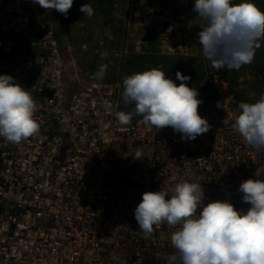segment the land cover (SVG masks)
I'll use <instances>...</instances> for the list:
<instances>
[{
    "label": "built area",
    "instance_id": "built-area-1",
    "mask_svg": "<svg viewBox=\"0 0 264 264\" xmlns=\"http://www.w3.org/2000/svg\"><path fill=\"white\" fill-rule=\"evenodd\" d=\"M193 4L127 5L135 52L153 35L161 56L202 64L211 105L199 114L212 128L183 141L171 127L155 132L141 116L119 126L116 112L128 111L119 106V85L65 75L52 47L33 37L44 8L0 0V75L31 90L40 123L39 133L20 145L0 137V264H166L175 229L163 224L146 238L134 210L144 192L182 179L202 184L205 205L228 200L237 210L251 207L239 185L264 180V154L231 127L238 103L247 102L240 96L245 86L233 87L230 71L204 59ZM256 87L264 94L263 81ZM137 148L145 150L143 159L133 158Z\"/></svg>",
    "mask_w": 264,
    "mask_h": 264
},
{
    "label": "clouds",
    "instance_id": "clouds-1",
    "mask_svg": "<svg viewBox=\"0 0 264 264\" xmlns=\"http://www.w3.org/2000/svg\"><path fill=\"white\" fill-rule=\"evenodd\" d=\"M46 10L67 17L74 0H32ZM80 11L91 17L94 9L83 4ZM191 11L200 31L202 55L216 70H239L253 62L255 51L264 40V10L253 0H194ZM107 65H101L93 78L102 80ZM179 85L162 68L135 72L123 78L122 100L133 105L130 111H117L118 125H130L134 116L159 132L171 127L183 141L195 140L211 130L199 114V92L189 87L190 76L176 72ZM217 108L225 110V101ZM37 103L14 77L0 75V137L20 145L40 131L35 115ZM232 130L255 152L264 154V94L252 102L241 101L234 113ZM137 148L134 159H143ZM247 211L237 210L228 200L203 203L202 184L182 179L172 188L146 191L134 210L139 231L150 237L163 224L171 233L172 254L166 264H264V180L246 179L239 185ZM199 210V211H198ZM126 264V262H125Z\"/></svg>",
    "mask_w": 264,
    "mask_h": 264
},
{
    "label": "rangeland",
    "instance_id": "rangeland-1",
    "mask_svg": "<svg viewBox=\"0 0 264 264\" xmlns=\"http://www.w3.org/2000/svg\"><path fill=\"white\" fill-rule=\"evenodd\" d=\"M129 0H74L73 7L66 17V25L63 24V16L54 10L40 12L41 20L36 22L33 35H37L41 47L46 45L52 47L55 58L60 61V65L65 75L77 76L80 79H93L102 83L118 84L120 89L119 106L121 102V91L123 82L120 76L121 69L126 60L133 57H159L170 59L171 63L168 78L173 79L177 85L180 81L176 79V72L190 76L187 81L189 87H194L202 93L198 99L203 103L198 111H204L211 105V97L207 94L204 81L202 64L193 58H168L158 53L157 41L153 35L148 36L147 48L143 53L135 52L133 48V37L127 23V5ZM239 3L240 0H234ZM264 8V0H253ZM90 3L94 9V15L88 17L80 11L83 4ZM49 11V12H48ZM49 22L48 26L47 23ZM49 32L52 36H49ZM48 37V38H47ZM52 43V44H51ZM261 46L256 49L255 57L251 64L241 67L239 70L230 71L229 78L233 87L241 84L244 87L240 96L247 102L255 101L262 94L256 87L260 80L256 62L260 64L264 72V57L259 56L260 50L264 51V40ZM258 59V61L256 60ZM101 65H107V70L102 80L93 78V74L98 71ZM227 74V73H226ZM253 79V85L249 84ZM242 80L241 83L238 81ZM124 110L130 111L132 107L125 105Z\"/></svg>",
    "mask_w": 264,
    "mask_h": 264
},
{
    "label": "trees",
    "instance_id": "trees-1",
    "mask_svg": "<svg viewBox=\"0 0 264 264\" xmlns=\"http://www.w3.org/2000/svg\"><path fill=\"white\" fill-rule=\"evenodd\" d=\"M71 10V9H70ZM66 17L63 16V23L64 25H66ZM34 38L37 37V35H33ZM261 57H264V51L263 50H260V55ZM258 61V59H256ZM170 63H171V60L170 59H165V58H159V57H145V56H135L133 57V59H129V60H126L122 69H121V72H120V76H121V79H122V82H123V78L125 76H128V75H131L132 73H135V72H143L145 70H149L151 68H157V67H160L162 68L163 71L165 72H168L169 70V66H170ZM261 64V63H260ZM260 64H255L256 66V69L258 71V75H261L260 77V80L264 82V72L261 70L260 67ZM205 81V79H204ZM205 88H206V81H205ZM123 91V89H122ZM122 91H121V94H122ZM121 102H120V107L121 108H124L125 107V104L122 100V95H121ZM130 107H133V105H130Z\"/></svg>",
    "mask_w": 264,
    "mask_h": 264
},
{
    "label": "crops",
    "instance_id": "crops-1",
    "mask_svg": "<svg viewBox=\"0 0 264 264\" xmlns=\"http://www.w3.org/2000/svg\"><path fill=\"white\" fill-rule=\"evenodd\" d=\"M261 10H264V8H261L259 5H258V2L256 3V2H254ZM263 41V40H262ZM227 69V68H226ZM228 70V69H227ZM229 71V70H228ZM230 71H232V70H230Z\"/></svg>",
    "mask_w": 264,
    "mask_h": 264
},
{
    "label": "flooded vegetation",
    "instance_id": "flooded-vegetation-1",
    "mask_svg": "<svg viewBox=\"0 0 264 264\" xmlns=\"http://www.w3.org/2000/svg\"><path fill=\"white\" fill-rule=\"evenodd\" d=\"M64 24V23H63Z\"/></svg>",
    "mask_w": 264,
    "mask_h": 264
}]
</instances>
